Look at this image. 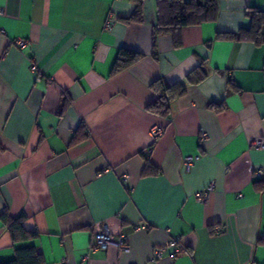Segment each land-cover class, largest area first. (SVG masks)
<instances>
[{
	"label": "crops",
	"instance_id": "0c3cea01",
	"mask_svg": "<svg viewBox=\"0 0 264 264\" xmlns=\"http://www.w3.org/2000/svg\"><path fill=\"white\" fill-rule=\"evenodd\" d=\"M219 5L180 46L161 35L155 58L157 0L130 24L131 0H0V216L39 232L14 243L0 218V261L34 246L45 264H264V147L252 144L264 139V42L218 37L250 28L264 0ZM122 48L144 57L111 75ZM202 63L207 77L169 118L147 110L155 80L183 81ZM142 152L160 175H143ZM105 229L129 250L93 249ZM177 236V257L154 258Z\"/></svg>",
	"mask_w": 264,
	"mask_h": 264
},
{
	"label": "trees",
	"instance_id": "16d2710c",
	"mask_svg": "<svg viewBox=\"0 0 264 264\" xmlns=\"http://www.w3.org/2000/svg\"><path fill=\"white\" fill-rule=\"evenodd\" d=\"M135 4L133 13L121 20L127 24L143 21V2L144 0H131ZM157 23L153 33V56L158 57L157 42L158 38L164 34H170L174 38L176 46L181 45V31L184 27L198 25L205 22L216 21L220 14L219 0H157ZM251 18V26L248 29H241L237 33L218 34L220 38L236 39L242 41H251L255 44L264 42V11L256 9L248 13ZM144 55L138 51L122 48L113 65L111 75L131 67ZM207 72L203 63L183 81L169 83L163 78L155 80L151 84L156 98L147 106V110L153 114L169 118L172 113V104L174 100L183 96L187 92L189 84H198L205 80ZM216 110L223 109V106H215ZM154 145V144H153ZM152 147V146H151ZM145 157L144 176L160 175L161 170L154 165L148 156V153H141ZM255 188L264 192V181L254 182ZM3 224L8 228L13 242L25 241L36 238L39 235L37 230H31L25 227L24 215L17 217L11 216L8 212H3L0 216ZM257 244L264 245V235L258 237ZM0 264H45L43 256L34 246L19 247L15 251V257L12 260L0 261Z\"/></svg>",
	"mask_w": 264,
	"mask_h": 264
},
{
	"label": "built area",
	"instance_id": "2783aa9c",
	"mask_svg": "<svg viewBox=\"0 0 264 264\" xmlns=\"http://www.w3.org/2000/svg\"><path fill=\"white\" fill-rule=\"evenodd\" d=\"M16 45L21 48L25 49L28 45V41L25 39H17ZM163 133V128L161 127H155L153 130V134L155 138H158ZM203 138H207L208 134L207 132H204L202 135ZM252 144L255 147L263 148L264 147V139L263 138H256L252 141ZM185 165L186 167H189L193 162V157H186L185 158ZM127 176H125L124 179H126ZM215 186V181H212L208 188L206 190L200 191L197 193V198L200 201H206L208 199L209 191L212 190ZM145 228V226H142ZM116 245L118 248H120L122 251H128L129 250V243L127 240V236L124 234L121 235H114L112 232H110L108 229H105L103 231H99L95 233L94 235V244L92 245L93 249H106L110 245ZM173 248V257H177L184 248L183 242L181 240L180 236L172 237L170 240L164 245L163 247H156L154 249V258H161L167 248Z\"/></svg>",
	"mask_w": 264,
	"mask_h": 264
}]
</instances>
